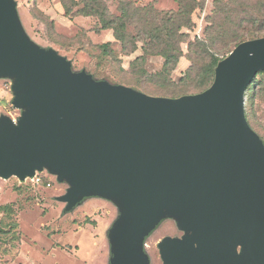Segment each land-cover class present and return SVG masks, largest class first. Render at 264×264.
<instances>
[{
    "label": "water",
    "instance_id": "obj_1",
    "mask_svg": "<svg viewBox=\"0 0 264 264\" xmlns=\"http://www.w3.org/2000/svg\"><path fill=\"white\" fill-rule=\"evenodd\" d=\"M12 9L0 0V68L17 75L19 126L0 117V176L23 180L44 165L71 180L69 208L91 184L126 189L116 264H143L137 237L165 207L191 210V235L162 246L165 264L264 263V152L243 113V93L264 70V38L237 46L212 86L178 99L67 77L56 55L21 46ZM30 52H29V51Z\"/></svg>",
    "mask_w": 264,
    "mask_h": 264
},
{
    "label": "rangeland",
    "instance_id": "obj_2",
    "mask_svg": "<svg viewBox=\"0 0 264 264\" xmlns=\"http://www.w3.org/2000/svg\"><path fill=\"white\" fill-rule=\"evenodd\" d=\"M12 9L15 25L14 38L19 45H29L38 52H47L69 64L67 77L84 76L94 85L102 81L123 85L128 76L129 62L140 54L120 53V44L110 30H100L93 18L65 17L58 0H7ZM109 12L116 14L117 0H103ZM140 5L153 3L158 10L176 9L174 0H133ZM216 0H204L192 20L190 37H203L205 18ZM112 43L115 58H99L94 47ZM85 52H84V51ZM186 53V45L182 46ZM29 51V50H28ZM30 52V51H29ZM94 54L93 56H91ZM163 60L148 58L146 69L150 73L160 70ZM189 66L183 57L174 73L177 80ZM17 75L2 72L0 68V116L9 118L19 126L22 114L28 109L14 105L19 94ZM7 95H3V93ZM252 127L264 140V102L255 99ZM41 181L50 184L35 185L31 180L16 176H0V264H116L118 250L116 232L125 220L127 190L108 192L98 184H91L69 208L65 200L71 189L68 177L44 165L38 172ZM46 183V184H47ZM191 210L165 209L159 213L137 237V253L143 264H165L162 246L167 241L183 242L191 231L181 226L182 219ZM238 264H264L252 252L236 247Z\"/></svg>",
    "mask_w": 264,
    "mask_h": 264
},
{
    "label": "trees",
    "instance_id": "obj_3",
    "mask_svg": "<svg viewBox=\"0 0 264 264\" xmlns=\"http://www.w3.org/2000/svg\"><path fill=\"white\" fill-rule=\"evenodd\" d=\"M58 1L70 20L79 16L93 18L100 30H110L120 44L121 55L130 56L140 50L129 62L127 71L120 68L128 76L123 81L125 86L105 80L101 84L124 87L146 97L178 99L200 94L212 86L218 64L237 46L264 38V0H216L205 18L203 37L193 38L189 34L194 28L192 15L202 8L204 0H174L177 7L171 10H158L153 3L140 5L133 0H117L116 14L109 12L103 0ZM111 47L112 43L106 42L94 48L99 58H115ZM152 57L163 60L155 73L146 69L147 60ZM183 57L189 66L176 80L173 76ZM255 99L264 102V70L256 74L243 93L245 120L264 152V140L249 120ZM46 183L42 181V187Z\"/></svg>",
    "mask_w": 264,
    "mask_h": 264
},
{
    "label": "built area",
    "instance_id": "obj_4",
    "mask_svg": "<svg viewBox=\"0 0 264 264\" xmlns=\"http://www.w3.org/2000/svg\"><path fill=\"white\" fill-rule=\"evenodd\" d=\"M26 179L31 180V182L34 183L35 185H40L41 182H42L41 179H40V177H39V175H38V173H36V172L34 173V175L32 177L25 176V178L22 181H24ZM46 186L49 187L50 184L47 183Z\"/></svg>",
    "mask_w": 264,
    "mask_h": 264
},
{
    "label": "crops",
    "instance_id": "obj_5",
    "mask_svg": "<svg viewBox=\"0 0 264 264\" xmlns=\"http://www.w3.org/2000/svg\"><path fill=\"white\" fill-rule=\"evenodd\" d=\"M3 95H7V93L4 92ZM0 117H1V116H0Z\"/></svg>",
    "mask_w": 264,
    "mask_h": 264
}]
</instances>
